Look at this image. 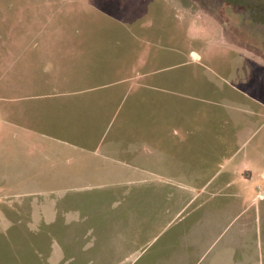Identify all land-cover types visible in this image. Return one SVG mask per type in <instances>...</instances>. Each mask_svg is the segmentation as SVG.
Segmentation results:
<instances>
[{
  "label": "rangeland",
  "instance_id": "obj_1",
  "mask_svg": "<svg viewBox=\"0 0 264 264\" xmlns=\"http://www.w3.org/2000/svg\"><path fill=\"white\" fill-rule=\"evenodd\" d=\"M79 35L96 39L88 43L102 54L116 55L118 71L101 78L64 74L56 66L62 58L48 54L78 43L71 37ZM163 78L175 90L189 87L182 90L192 98L170 97L177 110L182 107L180 115L202 116L225 130L246 121L233 162L244 167L241 176L250 175L247 201L220 215L208 210L181 235L187 220L222 202L208 199L223 192L221 186H181L176 178L150 174L141 182L131 177L133 183L127 167L159 171L162 154H154L153 165L141 154L131 162L107 150L118 141V123L126 124L125 105L141 113L149 96L137 84ZM105 79L135 83L137 99L106 106L95 94L114 89L94 90L75 114L85 120L65 121L64 96L74 80L92 85ZM103 107L114 108L108 121L101 120L99 143L76 136L79 124L87 132L98 129L93 118ZM69 124L76 131L65 135ZM155 124L159 128V120ZM141 128L142 120L130 124L135 138ZM125 141L121 136L120 144ZM94 147L96 157L83 153ZM80 162L86 166L77 167ZM260 169L264 0H0V264H49L56 244L61 259L51 264H264V197L251 195L254 188L264 196V183L256 184ZM49 212L54 217L44 222L40 217ZM183 213L182 223L165 228Z\"/></svg>",
  "mask_w": 264,
  "mask_h": 264
},
{
  "label": "crops",
  "instance_id": "obj_2",
  "mask_svg": "<svg viewBox=\"0 0 264 264\" xmlns=\"http://www.w3.org/2000/svg\"><path fill=\"white\" fill-rule=\"evenodd\" d=\"M71 39L72 41L79 42L74 43V45H67L64 50L60 51L61 53L51 52L48 54V56L51 57L57 56L62 58L61 64L58 62L56 66L61 67L64 74L80 72V74L88 73L95 74V76L99 75L98 77L101 78L103 74L107 77L109 74H112V72L118 71V67L115 66L118 63L116 55H112L109 50H106L105 53L102 54L95 48H91L92 45L88 42L96 39L87 38L83 35H79L78 38L71 37ZM192 57L197 58L195 54H192ZM63 78L64 80L68 79L65 75ZM81 81L85 80H74L75 84L70 85L65 94L66 96H64L63 102L67 105L66 112L64 113L65 121L68 120V116H72V120H85L86 117L84 115L82 116V113H80L77 118L75 117V114L82 110L84 104L82 99H85L88 93L89 95H92L90 93H93L91 91L94 90L114 89L106 94H95L96 97L102 98V101L99 102V104L105 103L104 105L106 106L110 105V103H107L110 100L116 102L113 103V106H116L117 104L119 106L123 103V99L125 103L131 95H134L135 99H137V96L132 94V87H134L135 83L131 81L122 80L115 81L117 83H114V80L105 79L104 81L101 80L102 82L100 81L97 84L95 83L92 85H87L83 82L81 83ZM120 83L124 84L118 86ZM168 85L170 84H168L167 80H164V78L150 85L137 84L140 89L148 90L147 94L149 96H147L146 102L144 106H142L141 113L138 108L125 105V112L122 118L126 121V124L118 123L119 128L114 131L113 137L118 138V141L110 142L107 150L113 155H120V153H123L131 160V162L139 159V156L136 155V153L141 154V160H143V162H149L153 165L155 164L154 154H162L159 171L150 165L144 167L132 164L130 167H127L132 171L129 178L133 179V183L136 180L131 177L139 176L138 178L140 179L138 180L141 182L143 181L144 174H150L151 176L165 178L168 181L176 178L177 184H180L181 186L195 184L206 186L215 183H218L219 187L221 186L218 190L223 192L212 193L208 199L212 202L216 199H218V202H222L215 205H212L211 203L210 206L212 205V208L201 209L197 221L188 222L187 220V223L180 230L179 235H181L190 230L192 232L193 229H195L193 224L196 225L208 210L210 213L216 211L218 212V215H220L222 212H225L228 207H231L229 210L232 208L237 210L242 202H245V200L247 201V183L250 175L248 177L245 175L241 176L240 169H243L244 167L233 162L234 154L238 150L239 144L241 143L240 140L244 135L242 129L245 126L246 121H241V123L237 122L235 129L225 130L216 127V123L211 119L208 120L202 118V116L197 117L196 115H189L188 113H186V115H180L179 111L182 107L177 110V100L172 101L170 99L178 97L192 98V95L188 93L189 91L185 92L182 90L186 89L188 86H180L178 90H175L177 87H171ZM68 97H73L70 98L72 101L67 100ZM136 104H141V102L137 101ZM70 105H79V110H71L69 107ZM112 109H109V112H107V107L98 109L96 113L98 118L97 116L93 118V120L98 119V121H100L97 123L98 127L97 125L95 127L98 129H94L93 132H87V130L82 128L81 124H79L78 130L74 134L78 137H90V141H93L94 144L99 143L103 130V128H99L101 126V120H104L105 122L108 121ZM118 120H120V117ZM138 120H142V128L138 131L135 138L133 135L135 131L133 130V133L130 131L132 130L130 129V124H132L133 121L138 122ZM156 120H159V128H157L156 124L151 125L152 122H156ZM68 127H70V124ZM73 127H70L72 130L66 131L65 135L76 131ZM121 136L124 138L126 137V143L120 144L119 140ZM131 141L133 142V146L130 145ZM84 152H89L94 157L97 156L95 147L91 150H84L83 153ZM134 157H136V159H134ZM83 166H86V163H77V167ZM263 170L264 169H260L257 172L258 181H256V184L260 186H263L262 184L264 183V180L262 179L263 177H259V175H264ZM218 190L217 188L214 189V191ZM251 191L252 199L256 198V196L260 199L264 197L263 193H255L254 188H252ZM32 208L33 206H31V209ZM182 212L183 209L176 210L174 215L178 217ZM49 213V216L40 218H42L44 222L50 221L54 217V214H51V212ZM189 214L190 213L187 212L185 220L189 219L191 216ZM183 215L184 213L176 221L169 223V225L167 224L168 226L165 228H171L170 226L174 223H177L176 225L182 223L184 220ZM187 224L188 227H186ZM51 248L52 252L47 258L49 264L56 263L61 259L60 247L56 244L52 245Z\"/></svg>",
  "mask_w": 264,
  "mask_h": 264
}]
</instances>
